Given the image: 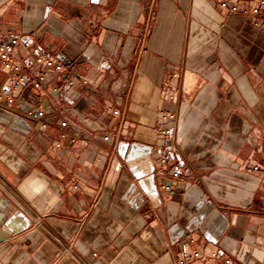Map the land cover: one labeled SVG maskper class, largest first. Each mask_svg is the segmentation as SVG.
I'll use <instances>...</instances> for the list:
<instances>
[{
	"label": "crops",
	"instance_id": "1",
	"mask_svg": "<svg viewBox=\"0 0 264 264\" xmlns=\"http://www.w3.org/2000/svg\"><path fill=\"white\" fill-rule=\"evenodd\" d=\"M220 1L0 0V28L73 71V86L58 77L69 117L113 136L109 156L84 139L63 154L61 110L28 114L40 93L0 106V264H174L186 250L264 264V15Z\"/></svg>",
	"mask_w": 264,
	"mask_h": 264
},
{
	"label": "built area",
	"instance_id": "2",
	"mask_svg": "<svg viewBox=\"0 0 264 264\" xmlns=\"http://www.w3.org/2000/svg\"><path fill=\"white\" fill-rule=\"evenodd\" d=\"M220 8L227 10L230 13L241 12L242 14L262 13L264 15V0H254V3L247 9H240L237 5L231 4L228 0L220 1ZM2 36L8 37L7 41L0 43V71L5 72V83L0 88V106L9 110L16 111L14 108L16 99L20 96L21 92L25 89H32L40 93L41 105L36 111H29L30 116L35 115L38 120L46 117V108H50L53 112L60 111V126L68 132L62 134V139L68 141L67 147L62 151L63 154H68L70 145L76 140H89L95 154L101 153L109 156L113 151V136L105 130H97L93 136L89 128L81 126L69 117V106L60 105L59 94L60 86L58 84V77L63 79L65 85L73 86L76 83V78L73 76V71L61 64L57 59H50L33 46L30 37L22 38L15 30L7 29L6 27L0 28V38ZM28 58V59H26ZM177 76V74H173ZM109 114L114 118L118 117V111L111 108L108 110ZM33 114V115H32ZM173 114L168 113L163 119L168 122L172 119ZM88 118L83 116L80 118L82 122H87ZM42 120V121H43ZM45 122V121H44ZM43 128H47L46 123H43ZM70 131V133H69ZM164 136L172 134L170 128L161 129ZM98 134V137L96 136ZM54 147L59 148L60 144L56 142ZM172 148L165 147L164 154L159 158L160 162L165 165L169 162ZM255 166L253 170L257 169ZM169 174L174 178H179L180 174L178 168L173 167L170 169ZM77 184L73 185L76 189ZM166 193L174 191L173 186L170 184L163 185ZM264 200V194L262 195ZM63 255L73 257L71 250H64L60 252L58 257ZM174 264H238L230 255L222 254L218 250L210 253H204L201 250H186L181 252L179 256L175 257Z\"/></svg>",
	"mask_w": 264,
	"mask_h": 264
},
{
	"label": "bare ground",
	"instance_id": "3",
	"mask_svg": "<svg viewBox=\"0 0 264 264\" xmlns=\"http://www.w3.org/2000/svg\"><path fill=\"white\" fill-rule=\"evenodd\" d=\"M262 115H264V108L261 109V112H260ZM263 120H264V117H263Z\"/></svg>",
	"mask_w": 264,
	"mask_h": 264
}]
</instances>
